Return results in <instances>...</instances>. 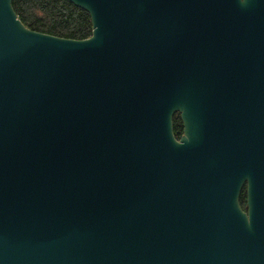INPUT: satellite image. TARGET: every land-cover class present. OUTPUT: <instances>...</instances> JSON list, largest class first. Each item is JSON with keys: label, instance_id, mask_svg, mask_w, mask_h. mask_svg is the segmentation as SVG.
<instances>
[{"label": "water", "instance_id": "95a60500", "mask_svg": "<svg viewBox=\"0 0 264 264\" xmlns=\"http://www.w3.org/2000/svg\"><path fill=\"white\" fill-rule=\"evenodd\" d=\"M68 1L0 0V264H264V0Z\"/></svg>", "mask_w": 264, "mask_h": 264}, {"label": "trees", "instance_id": "16d2710c", "mask_svg": "<svg viewBox=\"0 0 264 264\" xmlns=\"http://www.w3.org/2000/svg\"><path fill=\"white\" fill-rule=\"evenodd\" d=\"M13 7L18 18L31 30L78 40L92 35L89 13L68 0H13ZM174 131L177 139L183 134L179 114L174 117ZM240 203L246 211V191L243 192Z\"/></svg>", "mask_w": 264, "mask_h": 264}, {"label": "flooded vegetation", "instance_id": "af4514ba", "mask_svg": "<svg viewBox=\"0 0 264 264\" xmlns=\"http://www.w3.org/2000/svg\"><path fill=\"white\" fill-rule=\"evenodd\" d=\"M244 191H246V188H244ZM244 191H242L241 196H242V194H243ZM246 193H247V191H246ZM240 201H241V197H240ZM241 206H242V205H241ZM242 208H243V207H242Z\"/></svg>", "mask_w": 264, "mask_h": 264}]
</instances>
